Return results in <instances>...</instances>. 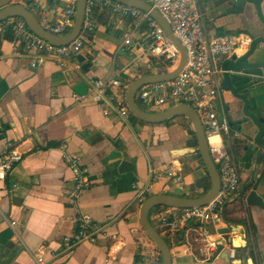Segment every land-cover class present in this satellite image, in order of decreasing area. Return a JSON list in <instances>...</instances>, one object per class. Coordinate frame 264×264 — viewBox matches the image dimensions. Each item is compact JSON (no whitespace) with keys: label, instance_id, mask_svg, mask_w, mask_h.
Returning <instances> with one entry per match:
<instances>
[{"label":"crops","instance_id":"0c3cea01","mask_svg":"<svg viewBox=\"0 0 264 264\" xmlns=\"http://www.w3.org/2000/svg\"><path fill=\"white\" fill-rule=\"evenodd\" d=\"M14 3L30 10L38 21L45 17L51 23L57 22L64 7L62 0ZM195 6L205 39L235 33L264 36L250 5L242 10L231 0H195ZM94 20V32L82 34L89 43L79 55L82 62L76 56L67 70L52 60L31 68L22 47L12 46V37L0 35V160L11 147H17L22 156L0 179V264H36L33 253L41 246L54 251L53 256L45 257L44 264H151L158 255L139 228L137 215L142 202L136 194L152 171L174 167L169 153L188 148L189 135L179 122L168 126L132 123L114 113L103 115L101 105L90 102L87 95L92 80H117L119 86L109 92L122 101L121 92L143 73L169 71L160 63L147 68L150 31L145 23L113 16L99 7ZM127 36L131 44L121 51ZM246 51L230 53L217 63L218 69L224 61ZM255 57L254 61L264 63V44L256 46ZM260 71L234 87L242 91L249 86L250 113L264 126V68ZM220 74L213 81L219 90L217 116L220 122L225 120L231 149L226 152L239 175V186L224 202L223 215L241 232L245 226L251 245L248 259L264 264V160L253 175L254 155L263 154L264 145L251 151L258 129L245 119L242 102L220 89ZM73 96L83 99L77 102ZM62 144L79 155L80 166L87 169L90 189L81 207L100 229L94 244L85 241L69 250L64 249L62 239L76 231L68 201L73 176L63 161ZM200 162L195 154L180 159V183L163 177L153 194L190 197L194 180L204 175ZM249 181L251 186L242 194ZM176 189L183 194L177 195ZM224 227L221 220L208 225L220 241L224 239L217 232ZM165 240L172 244V264H207L197 260L198 244L192 232L184 233L181 244ZM238 251L233 264H242L239 258L244 251Z\"/></svg>","mask_w":264,"mask_h":264},{"label":"built area","instance_id":"2783aa9c","mask_svg":"<svg viewBox=\"0 0 264 264\" xmlns=\"http://www.w3.org/2000/svg\"><path fill=\"white\" fill-rule=\"evenodd\" d=\"M162 16L172 35L181 43L186 53V63L179 75L171 82L156 83L141 87L136 93V101L152 110H162L173 105H187L198 116L204 131L210 158L216 167L220 187L217 195L207 205L190 209L166 208L159 214L157 231L162 237L174 240L179 230L190 231L198 244V261L207 264H229L235 258V251L225 247L218 252L219 239L209 231L208 225L219 223V210L224 202L233 195L239 186V175L231 158L228 156L222 142L221 134L227 135L224 118L220 122L217 116L216 99L219 94L214 79L221 73L217 63L237 50L246 51L251 44V37L241 33L223 34L212 39H205L199 22V12L195 0H141ZM63 9L56 23H51L45 17L39 20L47 32L66 35L74 21L77 0H62ZM96 7L107 10L111 15L132 19L136 23H145L150 31V41L147 46L150 61L147 68H153V63L168 64L170 70L178 60V52L169 42L163 29L148 12H143L113 0H86L84 20L79 36L66 46H54L34 35L20 19L8 18L0 23V35L12 37L11 45H20L29 55V66L35 68L46 60H52L60 69L67 70L74 58L81 54L89 43L82 35L94 32V11ZM131 44V38L125 37L121 51ZM119 82L115 79L103 81L100 79L89 82L88 97L91 103L101 105L103 115L114 113L127 121L129 113L125 104L115 99V94L109 92L117 88ZM80 102L83 98L73 96ZM139 106V105H138ZM216 138L215 141H211ZM221 140V141H220ZM62 158L73 176V185L68 193V201L74 213L76 231L70 236H64L62 243L69 250L82 242L94 244L100 229L93 224L92 217L81 207L82 198L90 189L87 169L80 166L81 157L72 153L67 146L60 145ZM22 156L17 147H11L0 160V179H3L14 165L20 162ZM175 168L168 167L162 172L152 171L146 184L137 191L139 202L153 194L154 188L163 177L174 179L180 183V176L174 177ZM135 189V186H132ZM15 222L11 223V227ZM225 253V258L221 257ZM51 248L41 246L33 253L36 264H44L46 256H53ZM158 255L151 264H159Z\"/></svg>","mask_w":264,"mask_h":264},{"label":"water","instance_id":"95a60500","mask_svg":"<svg viewBox=\"0 0 264 264\" xmlns=\"http://www.w3.org/2000/svg\"><path fill=\"white\" fill-rule=\"evenodd\" d=\"M113 1L143 12H148L163 29L169 42L178 52V60L169 71L141 75L134 79L126 87L124 93V103L129 115L134 119L146 124H162L177 117H183L186 119L191 126L196 147H188L170 151L169 157L174 162L175 168L174 177L179 176L181 173V168L179 167L180 159L198 154L201 164L209 179V188L207 192L201 196L182 197L167 194H152L147 196L139 206L137 216L140 230L158 252L160 264H172L170 247L167 244L165 238L161 236L159 231L155 229V226L151 222V210L156 207L190 209L205 206L217 195L220 187V178L218 171L210 158L208 145L205 139L204 131L199 123L198 116L191 107L187 105H173L162 110L146 111L139 107L135 101L136 93L141 87L156 83L171 82L179 75L186 63V53L183 46L172 35L169 26L166 24L159 12L151 8L148 4L142 2L141 0ZM231 2H234L235 5L242 10L245 9L246 5H250L254 10L255 17L261 25L262 31L264 33V0H231ZM85 4L86 0H77L73 25L70 31L63 36L53 35L44 30L35 15L25 7L15 4L14 0H0V23L8 18L20 19L26 24L28 29L40 39L54 46H66L73 42L81 33L85 13ZM251 40V44L244 55L238 58L233 57L222 63L220 69V89L230 93L232 97L242 102V112L245 119L251 120L257 127L258 134L252 139L253 145L250 148L251 151H255L254 148L256 145H264V126L260 118L254 117L250 113L252 106L248 96L246 95L251 91L249 86L242 89V91L234 87V84H239L246 81V79H248L251 75H260V70L264 68V63L254 61V59L256 60V46L259 44H264V36L251 37ZM76 58L80 62L83 60L79 55ZM262 160H264V150L263 154L256 153L254 155L253 170L255 171H253V175H256V168L263 162ZM251 182L252 181H249L248 184L242 188V194L244 193V190L247 186H251ZM225 206L226 205L223 204L220 207L219 219L226 227L220 229L217 233L219 236L223 237L224 241L230 245L231 249L236 250V255L239 254V249L244 251V255L239 258L242 264H253L248 259L251 252L248 232L246 231L244 225L243 232H241V230L237 228L236 223H232L228 219H225L223 215V208ZM239 232L241 234H239ZM218 245L219 252L222 249V242H218ZM225 256V253H221V257L225 258ZM232 262L231 264H233Z\"/></svg>","mask_w":264,"mask_h":264},{"label":"trees","instance_id":"16d2710c","mask_svg":"<svg viewBox=\"0 0 264 264\" xmlns=\"http://www.w3.org/2000/svg\"><path fill=\"white\" fill-rule=\"evenodd\" d=\"M168 67L170 66V63L166 64ZM143 74H147L146 72L143 73ZM122 95L124 94V90L121 92ZM123 104H124V100L122 99L121 101ZM129 120L132 122V123H142L136 119H134L132 116L129 115ZM179 122L181 124V126L186 130V132L188 133L189 135V138L187 139V146L188 147H196V142H195V139H194V135H193V132L191 130V127H190V124L189 122L184 119L183 117H179V118H173V119H170L169 121H166L163 123V125L165 126H168L170 125L171 123L173 122ZM223 133V132H222ZM222 138V142L224 144V147L226 149V151H229L231 152V149L228 147L227 145V141H226V137L223 135V137L221 136ZM236 146V145H234ZM237 149V148H236ZM235 149V150H236ZM234 153V151H232ZM235 154V153H234ZM195 156L198 158V160L200 161V158L198 156V154H195ZM201 163V162H200ZM202 165V164H201ZM203 168V166H202ZM204 170V168H203ZM209 188V179H208V176L206 175L205 171H204V175L201 176V177H198L194 180L193 184H192V188H191V191H190V197H198V196H201L203 195L205 192H207ZM166 208L164 207H157L156 210L159 212H161L162 210H165ZM167 244L169 245V247L171 248L172 247V244H170V242L166 241ZM184 242V230H179L178 232V235L177 237L174 239V243L175 244H181ZM198 249V247H197ZM195 251L196 255H198V251Z\"/></svg>","mask_w":264,"mask_h":264},{"label":"rangeland","instance_id":"374dc122","mask_svg":"<svg viewBox=\"0 0 264 264\" xmlns=\"http://www.w3.org/2000/svg\"><path fill=\"white\" fill-rule=\"evenodd\" d=\"M137 104L139 105V107H141L142 109L146 110V111H150L152 110L151 107H145V106H142L141 104L138 103V101H136ZM221 136L223 137V135L226 137V141H227V136L224 134V133H220ZM176 193L177 195H180V194H183V192H181L179 189H176ZM157 208V207H156ZM156 208L152 209L151 212H150V218H151V222L152 224L158 228L159 227V223H158V220H159V212L156 210Z\"/></svg>","mask_w":264,"mask_h":264},{"label":"bare ground","instance_id":"6f19581e","mask_svg":"<svg viewBox=\"0 0 264 264\" xmlns=\"http://www.w3.org/2000/svg\"><path fill=\"white\" fill-rule=\"evenodd\" d=\"M215 140H216V138H212V139H211V141H215Z\"/></svg>","mask_w":264,"mask_h":264}]
</instances>
